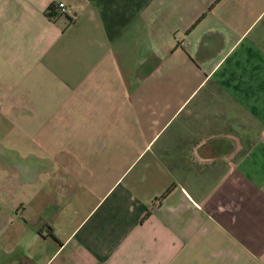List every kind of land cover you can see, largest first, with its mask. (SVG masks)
Segmentation results:
<instances>
[{"label":"crops","instance_id":"crops-1","mask_svg":"<svg viewBox=\"0 0 264 264\" xmlns=\"http://www.w3.org/2000/svg\"><path fill=\"white\" fill-rule=\"evenodd\" d=\"M16 104L0 264H264V0H0Z\"/></svg>","mask_w":264,"mask_h":264},{"label":"rangeland","instance_id":"rangeland-1","mask_svg":"<svg viewBox=\"0 0 264 264\" xmlns=\"http://www.w3.org/2000/svg\"><path fill=\"white\" fill-rule=\"evenodd\" d=\"M4 107L0 105V146L5 151L11 152L14 157H18L20 155L18 151H21V145H24L25 148L31 147L30 141L23 138L20 132H35V122L33 121L34 119L20 121L21 117L30 112L26 110L25 106L16 104L15 108L12 109V115L9 114V117L4 115V113L7 114ZM28 116L31 118L30 115ZM25 128L28 131H25ZM9 148L14 151L12 150V152Z\"/></svg>","mask_w":264,"mask_h":264},{"label":"built area","instance_id":"built-area-1","mask_svg":"<svg viewBox=\"0 0 264 264\" xmlns=\"http://www.w3.org/2000/svg\"><path fill=\"white\" fill-rule=\"evenodd\" d=\"M56 10L66 16L72 15L71 9L61 2L56 5Z\"/></svg>","mask_w":264,"mask_h":264},{"label":"trees","instance_id":"trees-1","mask_svg":"<svg viewBox=\"0 0 264 264\" xmlns=\"http://www.w3.org/2000/svg\"><path fill=\"white\" fill-rule=\"evenodd\" d=\"M53 10H54L53 7L49 8V11H47V16H48V17H52V16H53V14H52ZM169 191H170V190H168V191L162 196V198H163V197H164Z\"/></svg>","mask_w":264,"mask_h":264}]
</instances>
